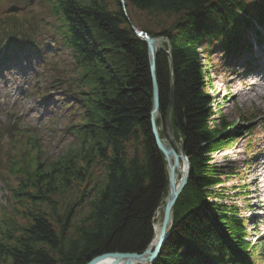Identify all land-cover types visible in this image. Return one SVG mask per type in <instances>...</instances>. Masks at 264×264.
I'll list each match as a JSON object with an SVG mask.
<instances>
[{
	"label": "trees",
	"instance_id": "16d2710c",
	"mask_svg": "<svg viewBox=\"0 0 264 264\" xmlns=\"http://www.w3.org/2000/svg\"><path fill=\"white\" fill-rule=\"evenodd\" d=\"M4 1L0 63L36 51L38 30L51 28L52 41L72 53L76 79L65 83L80 113L74 144L48 163L39 160L35 137L14 134L9 176L0 178L16 206L0 221V264H87L105 253H142L153 241L169 176L152 127L149 49L132 25L166 39L156 54V125L167 138L173 85L172 133L190 163L171 234L152 264H256L261 244L250 230L257 222L226 194L235 172L214 157L252 135L257 116L241 114L240 124L216 110L208 62L218 47L228 66L243 58L253 68L248 37L255 33L264 44V0H124L128 17L121 0H33L52 21L7 14ZM23 1L32 0H12Z\"/></svg>",
	"mask_w": 264,
	"mask_h": 264
},
{
	"label": "rangeland",
	"instance_id": "374dc122",
	"mask_svg": "<svg viewBox=\"0 0 264 264\" xmlns=\"http://www.w3.org/2000/svg\"><path fill=\"white\" fill-rule=\"evenodd\" d=\"M34 2L32 0L27 4L23 1L18 5L12 0H5L1 3V9L6 12L12 5H17L24 9L13 12L14 14L25 13L49 21L54 19L47 16L49 14L44 5ZM143 22L158 30L154 19L145 18ZM38 33L42 44L36 51L22 54L13 52L15 59L11 63H0V76H3L5 69L14 67L25 77L24 83L28 84V92L21 85L17 88L20 95L27 92L28 96L42 97L30 109H22L19 105L12 111L0 109V177L1 174L4 177L9 176L4 165L14 134L18 135L16 140H25L26 136L35 137L39 146V160L46 163L64 155L75 142L71 126L78 123L80 111L73 92L65 83L67 80L70 82L76 79L72 53L52 41L54 33L51 28L41 27ZM248 39L254 44L257 35L249 34ZM164 41L160 40V46ZM263 55L257 49H252L249 60L259 58L254 61L252 69L243 63V58L238 61L237 66H228L222 49L216 47L208 62L212 77L210 91L217 101L216 110L227 121L240 124H245L239 121L241 114L257 116L252 135H240L233 148L214 157L215 161L226 168L234 169L235 172L229 176L225 185L226 194L237 202L246 218L257 222L254 229L250 230L251 235L256 236L261 244L256 264H264V95L259 94L257 85H250L244 79L257 76L264 80ZM36 153V150L31 152ZM15 206L11 193L0 178V221L2 215L11 216ZM3 207L6 211L2 210ZM18 222L22 223L23 220Z\"/></svg>",
	"mask_w": 264,
	"mask_h": 264
},
{
	"label": "water",
	"instance_id": "95a60500",
	"mask_svg": "<svg viewBox=\"0 0 264 264\" xmlns=\"http://www.w3.org/2000/svg\"><path fill=\"white\" fill-rule=\"evenodd\" d=\"M121 5L124 7L125 14L127 15L126 3L124 0H121ZM23 9L24 8L20 6L12 5L9 9H7L6 12L13 13V12H18L19 10H23ZM132 29L135 31V33L138 36H140L147 42L148 49H149L150 67H151L152 84H153V110L151 113L152 127H153V133H154L156 144L158 148L161 150V152L164 154L165 159L167 161L168 176H169V191L165 198V205L162 206L163 216H162V221H161L159 232L158 234H156V230L154 227V232H155L154 239L151 242L150 246L144 252L142 253H120V252L105 253V254H102V255H99L93 258L87 264H96L97 262H99L100 260H102L104 257H107V256H122V257H128V258H133V259H139L145 262V264L154 263L156 259L158 258V256L160 255L165 242L167 241V239L169 238L171 234L173 208L177 202L178 197L180 196L182 190L186 186L188 179H189L190 163H189V158L184 152L183 148L181 147L180 150L177 151L174 145L166 143L167 140H171L173 138L172 123L170 119L171 109L173 106V98H174V86L173 85L170 88L169 110H168V114L166 117V127L168 129L167 138L165 139L161 138L159 129L156 125V117H157L156 114L159 113V107H160V88H159L157 75H156V54H157L158 49H164L162 46L159 45V41L161 39L152 37L150 36V34H148L147 32L143 30H137L134 25H132ZM175 145H177L176 142H175ZM181 162H186L187 173L185 174V176L181 178L180 181L177 182V169L180 167Z\"/></svg>",
	"mask_w": 264,
	"mask_h": 264
},
{
	"label": "clouds",
	"instance_id": "9594fccd",
	"mask_svg": "<svg viewBox=\"0 0 264 264\" xmlns=\"http://www.w3.org/2000/svg\"><path fill=\"white\" fill-rule=\"evenodd\" d=\"M250 85H257V91L260 95H264V80L257 76H250L246 79ZM25 77L22 76L16 68L4 70L3 76H0V109L12 111L19 105L22 109H30L36 106L42 97L28 96V84H25ZM24 85L27 89L25 95H20L17 88Z\"/></svg>",
	"mask_w": 264,
	"mask_h": 264
},
{
	"label": "bare ground",
	"instance_id": "6f19581e",
	"mask_svg": "<svg viewBox=\"0 0 264 264\" xmlns=\"http://www.w3.org/2000/svg\"><path fill=\"white\" fill-rule=\"evenodd\" d=\"M160 44L161 42L159 41V45ZM156 116H159V113H157ZM173 139L174 137L171 140H167L166 143L174 145L176 150L179 151L181 146L179 145V143H176L177 145H175V140ZM186 165H187L186 162H181L180 167L177 169V182L180 181L181 178L185 176V174L187 173ZM161 221H162V214L160 211H158L157 218L154 223L156 234H158L159 232ZM96 264H145V262L139 259H133V258L122 257V256H107V257H104L99 262H97Z\"/></svg>",
	"mask_w": 264,
	"mask_h": 264
}]
</instances>
